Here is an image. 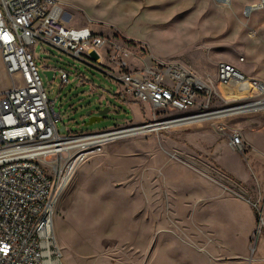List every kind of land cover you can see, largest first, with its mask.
<instances>
[{
	"label": "rangeland",
	"instance_id": "374dc122",
	"mask_svg": "<svg viewBox=\"0 0 264 264\" xmlns=\"http://www.w3.org/2000/svg\"><path fill=\"white\" fill-rule=\"evenodd\" d=\"M59 1L71 23L89 19L105 36L116 29L131 40V69L150 64L152 58L176 59L219 85L216 94L227 102L218 98L216 107L225 102L234 106L243 103L239 96H251L235 82L216 83L215 75L220 63L244 70L252 57H264V9L244 13L256 0ZM28 50L48 99L63 117L58 128L64 126V134L141 123L138 106L116 99L113 83L97 69L46 46ZM46 69L54 70L51 80L44 75ZM59 69L71 73L69 84L61 86ZM10 86L0 61V93ZM106 108L101 121L88 125L87 112L96 115ZM255 117L264 119V112L203 123L201 128L194 124L133 135L89 157L56 188L53 232L61 264H138L144 246L184 242L209 246L213 260L264 264V158L247 159L250 148L243 155L226 153L234 176L244 180L249 174L241 182L216 165L207 141L193 138V132L203 128L219 134L217 143L227 141L217 130L220 123L238 130ZM237 159L250 164L240 170ZM257 209L263 213V225Z\"/></svg>",
	"mask_w": 264,
	"mask_h": 264
},
{
	"label": "built area",
	"instance_id": "2783aa9c",
	"mask_svg": "<svg viewBox=\"0 0 264 264\" xmlns=\"http://www.w3.org/2000/svg\"><path fill=\"white\" fill-rule=\"evenodd\" d=\"M261 9L264 0L246 6L244 13ZM63 14L59 0H0V61L11 83L0 93V264H61L53 232L56 188L106 146L133 135L264 112V104L253 109L264 102V84L230 64H218L216 83L235 82L256 98L216 107L212 83L181 61L152 58L131 69V40L118 33L98 35L87 26L69 27ZM31 46L49 47L103 73L113 83L116 99L138 106L141 123L64 134L65 127L58 128L63 117L42 86ZM102 60L105 67L97 64ZM45 72L53 78L54 70ZM58 73L61 86L70 83L71 73ZM218 127L224 131V125ZM227 144L241 155L246 150L236 129L230 128ZM256 216L263 225L262 211L257 209Z\"/></svg>",
	"mask_w": 264,
	"mask_h": 264
},
{
	"label": "crops",
	"instance_id": "0c3cea01",
	"mask_svg": "<svg viewBox=\"0 0 264 264\" xmlns=\"http://www.w3.org/2000/svg\"><path fill=\"white\" fill-rule=\"evenodd\" d=\"M250 1H254V0H238L236 3L240 4L242 2L247 3ZM257 1L258 0H256V2ZM256 2H254L253 4H255ZM63 22L69 27L87 26L93 33L105 36L101 32V30L98 29V27L93 26L94 23H92V21H90L89 19H87L86 21L78 25L76 23H71L70 18L66 16L65 14H63ZM115 32L120 33L116 29H115ZM260 40H261L260 43L264 44V39H260ZM239 71L245 76H247L248 78L256 79L264 84V57L263 58H253L252 57L250 66L249 67L246 66L244 70H239ZM199 77L205 81H209L210 83H212L210 76L208 74L204 76L200 75ZM212 88L215 91V93H218L217 91H219V85L212 83ZM240 88L246 91L249 90L247 87H240ZM247 94L251 96L247 98L246 97L242 98L241 96H239L237 99L245 100V99L255 97L256 95L253 92L247 93ZM217 97L221 99V101L222 100L226 101L223 97L221 96L219 97V95H217ZM133 105L137 106L135 104H129V106H133ZM202 124L201 126H199V128L203 126ZM196 125H199V124H196ZM221 125H224L223 127L224 131L220 133V136L221 135L225 136L227 138V141L224 138H222V141L220 143H217L215 141V136L217 135L219 136V134H216L215 130L213 129H211L212 130L211 132V131H208V129H203V128L201 130L194 131L193 138H195V140H203L205 142L207 141V144L212 149L214 148L213 155L215 156L216 165L223 172L234 177L236 180H239L241 182H246L249 179V174L248 173L246 174V178L244 180H241L239 177L234 176L233 171H236V169L233 166L229 165L228 161H226L225 159L227 152L230 155L236 153L232 151L228 147V144H227L228 134H229V131L232 125L227 122L223 124L221 123ZM218 128L219 127H217V130ZM238 131L242 138V141L245 143L246 148L247 149L250 148V151H251L247 159H249V157H252V156H253L252 158L254 159L258 157L264 158V119H259V117H255L253 119L243 121ZM237 163H238V168L240 170L241 169L243 170L244 169L243 166L246 167V164L247 165L250 164L247 161L240 162V160L238 159H237ZM249 171L250 172L252 171L251 167L249 168ZM141 251H143V254L140 255L139 257L140 261H138V264H236L235 262H225V261H220V260H213L212 258H210V256H212V253L210 252V248L207 245H196V244L186 243V242L184 243H162V244L155 243L153 245L144 246Z\"/></svg>",
	"mask_w": 264,
	"mask_h": 264
},
{
	"label": "water",
	"instance_id": "95a60500",
	"mask_svg": "<svg viewBox=\"0 0 264 264\" xmlns=\"http://www.w3.org/2000/svg\"><path fill=\"white\" fill-rule=\"evenodd\" d=\"M44 75L47 77L48 80H51L52 78V72H44ZM108 113V109H104L102 111H100L98 114L93 115L92 112H87L86 113V118H88V125L94 123V122H99L103 119V116ZM63 129L61 128L60 131H62Z\"/></svg>",
	"mask_w": 264,
	"mask_h": 264
},
{
	"label": "bare ground",
	"instance_id": "6f19581e",
	"mask_svg": "<svg viewBox=\"0 0 264 264\" xmlns=\"http://www.w3.org/2000/svg\"><path fill=\"white\" fill-rule=\"evenodd\" d=\"M216 1L219 2V3H221V2H223V3L226 2V0H216ZM247 11H248V10H246L245 12H247ZM237 85H238V84H237ZM224 86H225V85H224ZM241 99H242V98H241ZM263 104H264V102H260V103L257 104V105L255 104L254 107H253V109H254V110H257V109L260 107V105H263Z\"/></svg>",
	"mask_w": 264,
	"mask_h": 264
}]
</instances>
